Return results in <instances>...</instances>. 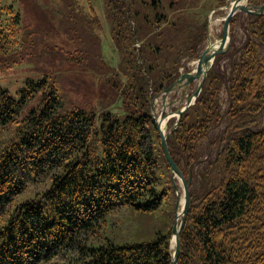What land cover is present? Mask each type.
<instances>
[{"label":"trees","instance_id":"trees-1","mask_svg":"<svg viewBox=\"0 0 264 264\" xmlns=\"http://www.w3.org/2000/svg\"><path fill=\"white\" fill-rule=\"evenodd\" d=\"M102 4L116 57L113 65L100 53L84 59L81 68L94 80L84 87L88 92L60 96V85L43 75L25 79L15 100L0 85V264H170V227L142 242L116 243L105 231L117 234L127 217L152 220L163 213L167 189L155 176L150 106L198 58L207 21L193 20V0ZM68 6L77 11L75 0ZM241 16L247 35L235 47L233 30ZM76 17L101 30L91 8ZM41 32L20 25L11 7H0V73L32 64ZM228 35V48L214 57L194 103L174 129V118L167 121V150L188 181L190 198L176 264H264V13L237 12ZM38 90V112L20 116L22 104ZM222 119L211 163L223 172L195 196L190 166ZM155 138L169 169L156 130Z\"/></svg>","mask_w":264,"mask_h":264},{"label":"rangeland","instance_id":"rangeland-1","mask_svg":"<svg viewBox=\"0 0 264 264\" xmlns=\"http://www.w3.org/2000/svg\"><path fill=\"white\" fill-rule=\"evenodd\" d=\"M77 11L71 10L68 6L69 0H0V7L9 6L14 9L20 17V25L24 27L39 28L42 30L39 39V49L37 51L36 60L32 64L24 63L13 68L7 73H0V85L5 86L11 97L18 99L20 93H16L19 87L24 86L25 79L37 80L43 75L51 76V83L60 85V96L64 91L66 96L70 97L69 92L80 91V93L88 92L84 87L94 85V80H90V74L86 73L81 65L84 66L85 58L93 59L96 53H100L107 64L115 63V53L112 51L111 42L108 35V30L105 21L103 20L102 0H75ZM195 5L189 9L194 21L198 23L206 19L208 29V41L211 43L220 37L222 19L225 16L230 0H193ZM257 2L260 0H256ZM219 2L222 4L219 6ZM224 2V5H223ZM247 5H252L250 2H245ZM258 6V5H253ZM88 7L95 12L101 30L89 27L76 16H82L88 10ZM241 13V12H239ZM244 15L243 13H241ZM242 17H239L237 24L233 30L235 47L240 46L245 38V31L241 25ZM245 29V28H244ZM44 35V36H43ZM96 39L100 44L96 45ZM206 41L204 42V46ZM72 55V59H68ZM194 61L187 64L189 71L194 68ZM181 74V73H180ZM62 75V76H61ZM60 76L62 82L60 83ZM190 88L177 89L164 97V102L174 100L177 95L190 94L196 85L192 83ZM191 84V85H192ZM43 90H38L32 98L26 100L20 107V116H31L32 110L38 112L42 106V97L40 93ZM170 95H175L170 98ZM93 93H91V98ZM162 95L156 97L155 116L158 119L161 110ZM222 104V113L225 111L226 98L225 93H220ZM173 107V106H172ZM171 107V108H172ZM170 108V110H171ZM176 109V107H174ZM224 119V118H223ZM214 129H212L207 137L197 148L198 157L191 164V174L189 180V189L195 195H199L202 188L206 190L214 185L217 179L222 174V167L216 163H211L215 156L220 143H216V137L221 135V132L226 124L225 120ZM262 115L256 118L257 126L261 124ZM167 123V122H166ZM166 123L162 126L164 131H168ZM167 127V130H166ZM152 139L154 141V155L156 158L155 176L158 179L159 187L166 190V204L161 209L163 213L156 219L148 217H140L139 215L127 217L125 225L121 231L115 229L105 231V235L113 242L120 243L121 241L142 242L154 238L153 233L158 231L160 234H166L171 228L173 215L175 193L178 195L179 202L182 200V191L177 180L173 179L176 185L174 191L169 169L165 168L162 162L158 146L155 143V130H151ZM179 207L177 208V212Z\"/></svg>","mask_w":264,"mask_h":264},{"label":"water","instance_id":"water-1","mask_svg":"<svg viewBox=\"0 0 264 264\" xmlns=\"http://www.w3.org/2000/svg\"><path fill=\"white\" fill-rule=\"evenodd\" d=\"M247 0H230L229 6L225 16L222 19L221 30H220V37L218 40L209 42L208 41V29L206 26L205 34H206V45L201 50L198 58L194 61V68L191 71L181 73L179 76L167 87L162 91L163 99L161 101V110L156 119L155 111H154V104L151 103V112H152V119L154 123V128L157 132L159 138V147L163 156L164 161L166 162L167 166L169 167L171 183L173 186L174 191L176 190V185L173 179L177 180L180 185L182 191V200L181 203L179 202L178 195L175 193V203H174V215L173 221L170 228V236H169V249L171 250L170 253V264H176L177 255L179 252V233L183 227L184 219L186 213L188 211L190 198L188 192V181H186L183 177L182 172L176 167L174 162L172 161L166 146V136L169 131L166 133L162 131V127L160 122L164 124L171 118H174V123L171 129H174L177 125V121L180 115L190 107L196 97L198 96L201 86L203 84L206 72L211 67L214 57L224 53L228 48L229 42V35H228V26L229 20L235 13L241 12L245 15H258L264 13V1L258 5H247L245 3ZM196 82L194 90L190 94H179L174 100H170L167 103L164 102V97L167 96L169 93L175 92L177 89L188 88L191 83ZM177 104L178 106L174 111H171L170 108ZM164 126V125H162ZM179 207V211L177 212V208ZM173 236V237H172ZM172 242V245H170Z\"/></svg>","mask_w":264,"mask_h":264},{"label":"bare ground","instance_id":"bare-ground-1","mask_svg":"<svg viewBox=\"0 0 264 264\" xmlns=\"http://www.w3.org/2000/svg\"><path fill=\"white\" fill-rule=\"evenodd\" d=\"M170 94V93H169ZM160 95H162V93L160 94ZM155 99H156V97L154 98V100H153V104H154V111H155V105H156V102H155ZM160 125H161V127H162V125H163V122H160ZM167 125V124H166ZM166 130H167V127H166ZM162 131H164V129H162ZM165 132V131H164ZM167 132V131H166ZM165 132V133H166ZM189 192V191H188ZM173 237V236H172ZM170 245H172V242H171V244Z\"/></svg>","mask_w":264,"mask_h":264},{"label":"crops","instance_id":"crops-1","mask_svg":"<svg viewBox=\"0 0 264 264\" xmlns=\"http://www.w3.org/2000/svg\"><path fill=\"white\" fill-rule=\"evenodd\" d=\"M193 85V84H192ZM178 105L177 104H175L173 107H177Z\"/></svg>","mask_w":264,"mask_h":264}]
</instances>
